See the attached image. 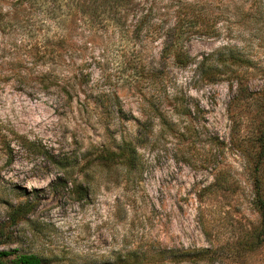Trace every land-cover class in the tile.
<instances>
[{
	"label": "rangeland",
	"instance_id": "obj_1",
	"mask_svg": "<svg viewBox=\"0 0 264 264\" xmlns=\"http://www.w3.org/2000/svg\"><path fill=\"white\" fill-rule=\"evenodd\" d=\"M15 2L0 0L16 19L15 29L0 32L10 60L29 34L55 31ZM176 20L189 54L236 45L251 58V88L264 84V0H139L120 32L108 22L89 30L76 21L49 88L34 79L0 82V119L40 146L16 147L11 162L0 155V249L11 250L9 258L33 252L43 264H264L253 188L256 176L264 186V157L249 123L230 141L229 114L240 109L229 103L235 87L204 84L194 63L159 57ZM68 82L77 90L71 97L60 87ZM107 89L117 91L130 118L110 123V131L94 103ZM121 135L137 137V164L98 165L99 146ZM17 205L29 212L12 219Z\"/></svg>",
	"mask_w": 264,
	"mask_h": 264
},
{
	"label": "trees",
	"instance_id": "obj_2",
	"mask_svg": "<svg viewBox=\"0 0 264 264\" xmlns=\"http://www.w3.org/2000/svg\"><path fill=\"white\" fill-rule=\"evenodd\" d=\"M138 5L139 0H16L14 9L38 11L35 15L39 16L40 23L45 25L46 29L53 27L55 31L51 35L43 31L34 38L29 34V37L24 38L26 42L21 40L22 54L12 60L5 55V47L2 46L0 48V82H6L12 78L17 83L23 84L34 79L44 82V86L49 88L45 82L58 79L56 71L63 67L67 59L66 52L69 41H71L69 32L76 21L87 23L90 26L89 30L96 23L108 22L113 24V30L120 32V23L130 11L137 9ZM5 11L3 13L0 9V32L3 33L16 27V19L9 15L8 10ZM146 15H140V17L143 19ZM167 30L171 35L163 41L159 57L170 59L179 67L194 63L195 72L204 84L226 80L230 87H235L234 95L229 103L240 106V109L233 108L229 114L230 135L237 134L242 123L246 125L249 123L253 139L258 143L257 157L261 161L264 157V116L260 117L261 113H264V84L251 88V84L246 81L247 74L251 72L249 68L252 67L249 55H245L236 45L232 44H226L221 49L210 53L191 55L184 47L187 39L182 36V25L179 21L176 20ZM36 67L40 69H35ZM154 71L158 69L154 67ZM73 86L68 82L60 87L64 95L71 97L73 89L77 91ZM94 103L99 108L100 114L107 119L104 124L107 131H110V123L112 125L121 124L130 119L115 89L102 91ZM227 109L229 112L231 106ZM183 112L184 110L180 109L173 110L171 113ZM162 113L163 111H160L159 116H162ZM231 137L230 141L235 139L234 135ZM112 142L110 145L102 143L99 146L97 157L94 159L98 165L116 162L133 167L137 164L138 141L136 136L121 135L119 140L113 139ZM16 147L37 150L40 146L0 119V155L5 162L13 160ZM51 159L55 163L58 162L54 157ZM262 183L263 180L259 177L254 178V202L261 223L257 241L264 243V186ZM27 208L21 205L15 206L12 209V219L24 216L29 212ZM2 236L3 234H0V238ZM11 254V250L0 249V264H43L45 260L33 252H22L9 258Z\"/></svg>",
	"mask_w": 264,
	"mask_h": 264
}]
</instances>
